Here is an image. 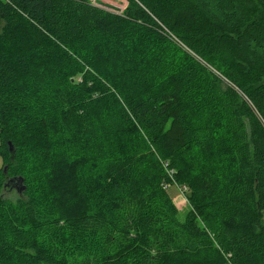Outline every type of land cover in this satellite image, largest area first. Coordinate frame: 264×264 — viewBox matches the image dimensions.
I'll return each instance as SVG.
<instances>
[{"label":"trees","instance_id":"obj_1","mask_svg":"<svg viewBox=\"0 0 264 264\" xmlns=\"http://www.w3.org/2000/svg\"><path fill=\"white\" fill-rule=\"evenodd\" d=\"M127 2L0 0V264H264V0Z\"/></svg>","mask_w":264,"mask_h":264},{"label":"rangeland","instance_id":"obj_2","mask_svg":"<svg viewBox=\"0 0 264 264\" xmlns=\"http://www.w3.org/2000/svg\"><path fill=\"white\" fill-rule=\"evenodd\" d=\"M93 3L115 11H123L128 2L127 0H96ZM186 154L189 156L190 162H192V164H196L198 156L194 153V149L190 148L189 152L187 151ZM30 168L32 184L34 186H40L42 181V164L39 161H33ZM165 187H167L173 202L180 209V216L182 218H186L187 214H189L192 210L194 211L193 214H195L194 203L189 197L190 187L188 183L181 182L178 178H176L174 173L171 174L170 172L169 182L165 183ZM17 188L18 185L13 184L11 188H8V190L5 191V194L9 198L17 197ZM42 236L43 242L51 246L52 251L56 254L66 253L69 258L73 259L74 262L78 260L77 257L85 256V253H87L88 250H92L95 246L94 243H89L90 239L88 237L77 232H71V234L54 232L43 234Z\"/></svg>","mask_w":264,"mask_h":264},{"label":"water","instance_id":"obj_3","mask_svg":"<svg viewBox=\"0 0 264 264\" xmlns=\"http://www.w3.org/2000/svg\"><path fill=\"white\" fill-rule=\"evenodd\" d=\"M10 148H11V150L13 149L11 142H10ZM11 183L18 185L17 191L19 193H22L26 189V185L24 183V177H22V176L12 178L6 185H10Z\"/></svg>","mask_w":264,"mask_h":264},{"label":"built area","instance_id":"obj_4","mask_svg":"<svg viewBox=\"0 0 264 264\" xmlns=\"http://www.w3.org/2000/svg\"><path fill=\"white\" fill-rule=\"evenodd\" d=\"M91 1L95 2L96 0H91Z\"/></svg>","mask_w":264,"mask_h":264}]
</instances>
